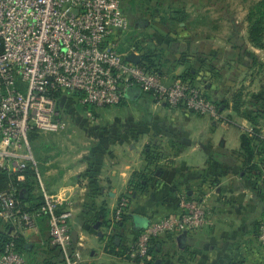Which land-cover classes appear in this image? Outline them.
Masks as SVG:
<instances>
[{
  "label": "crops",
  "instance_id": "0c3cea01",
  "mask_svg": "<svg viewBox=\"0 0 264 264\" xmlns=\"http://www.w3.org/2000/svg\"><path fill=\"white\" fill-rule=\"evenodd\" d=\"M199 3L195 13L204 14V21L193 24V29L205 35H193L186 23L180 22L179 34L166 38L162 45L169 52L163 54L159 42L164 39L157 35L144 46L161 49L167 83L190 71L201 89L222 104L226 119L218 121L183 106L171 107L136 90L118 106L95 110L98 114L103 109L114 111L113 120L104 124L98 121L96 125L102 132L85 138L78 151L59 157L60 153L45 155L38 151L35 155L32 148L35 162L29 164L38 170V179L58 197L60 210L72 212L70 228L74 245L82 253L80 264H264V250L257 236L264 213V172L262 169L258 176L248 169L242 140L254 136L251 126L264 128V118L252 122L244 115L248 113V91L253 90L254 97L264 96V46L248 40L249 23L245 24L239 56L242 73L233 79L242 87L233 88L240 103L232 101L231 96L219 99L226 95L224 90L216 92L219 84L231 87L233 80L227 82L226 76H215L218 65L214 59L218 50L236 47L230 38L219 44L213 34L209 36V31L215 30L214 5L212 0ZM232 22V30L240 31ZM133 43L128 42L131 49L127 51L142 58L145 50H134ZM69 106L66 103L65 110ZM148 146L156 151V160L151 164L145 155ZM256 161L262 167L259 158ZM21 195L25 196L26 191L22 190ZM39 195H43L42 188L36 189L33 200L26 204L37 203ZM125 196L128 207L124 220L119 222L114 213ZM182 196L204 200L213 224L195 233L162 235L144 262L127 257L131 243L143 228L179 213ZM14 230L11 222L0 216V237ZM50 237V219L45 216L26 236L28 250L24 254L28 264H42L49 258L48 251L54 244Z\"/></svg>",
  "mask_w": 264,
  "mask_h": 264
},
{
  "label": "built area",
  "instance_id": "2783aa9c",
  "mask_svg": "<svg viewBox=\"0 0 264 264\" xmlns=\"http://www.w3.org/2000/svg\"><path fill=\"white\" fill-rule=\"evenodd\" d=\"M131 23L121 0H0V171L25 179L29 162H35L30 134L59 132L68 121L64 105L70 99L93 109L118 106L131 88L151 93L171 107L223 117L196 85L159 73L127 59L120 50L131 33ZM66 97L62 105V99ZM44 203L22 210L15 188L0 193V216L12 223L11 235L27 236L44 216L50 219V235L67 264H80L82 253L73 242L72 212L60 210V200L50 194L40 178ZM126 197L114 213L121 220ZM213 224L210 210L199 198L180 199L178 214L154 220L131 243L127 257L144 262L162 235L198 232ZM258 238L264 250V220ZM22 253L9 242L0 264H24Z\"/></svg>",
  "mask_w": 264,
  "mask_h": 264
},
{
  "label": "rangeland",
  "instance_id": "374dc122",
  "mask_svg": "<svg viewBox=\"0 0 264 264\" xmlns=\"http://www.w3.org/2000/svg\"><path fill=\"white\" fill-rule=\"evenodd\" d=\"M121 1L124 8V12L128 16L131 23V30H130L131 35L128 37L129 41L128 39H126L125 42L121 44L120 50L122 51H127L131 49V46H128V42L130 45H132L131 43L136 42L137 40H139V38L140 40L145 39V41H148L153 37L156 38V35L164 39V42L163 41L159 42V46L161 47L162 45L165 46L166 38L170 39L171 35L179 34L177 24L180 22H185L186 26L189 27V30L195 36L206 34V32L197 31L193 29V24H200L201 23L200 21H204L202 19L204 18V14L195 13L196 12L195 6L200 4L199 0H121ZM212 2H213L212 5H214L213 19L215 22V30L213 32L209 31V36L213 34L214 35L213 38L215 39V41L219 44H222V41L228 38L231 39L232 43L233 42L235 43L237 40L236 38H238V35H235L234 31L232 30L233 28L231 24L232 21H230V19L234 18V21L232 23L233 25H237L240 28L239 29L240 31H238L240 34L239 38H242L241 34L244 32L243 30L244 25L249 23V16H250L249 14L252 11V8L260 5L261 2L262 3L264 2V0H212ZM225 11H227L228 14L223 15L225 14L224 13ZM162 48H163L162 50L163 54H165V51L169 52L165 47ZM218 48L221 49V47ZM133 49L136 50L138 48L133 47ZM242 51H243L242 48L240 49L235 48V50H231V51L218 50V55L214 59L216 64L218 65L215 68L217 69L215 70V76L218 75L222 79L224 78V76H226L227 82L229 80H233L236 77H238L242 73L240 68L242 63L240 62L241 59L239 57L241 56L240 52ZM237 53H240V55H238ZM228 61L231 62V68L228 67L227 65ZM234 82L235 81L233 80V84L231 87L228 86L229 84L225 86H221L219 84L216 92L218 94H220L221 90H224L226 92V95H222V97L218 96V98L220 97L219 99L226 98L225 96L227 97L231 96V98L233 99L232 101H234L236 104L240 103L237 94L233 91L234 90L233 88L236 89L238 88L239 90L240 88L242 89V87L241 86L238 87V85L237 84L235 85ZM194 83L197 86V88L200 89V92L203 94V96L214 102V104H216V106L222 112L223 117H221L220 119H215V118L213 119L218 121L226 119V113L222 109V104L219 101L215 102V99L209 97L205 93V91L201 89V86L197 84L198 81L197 83L196 81ZM251 86L247 87V91L251 89ZM252 92L253 90L252 91L250 90L246 95L248 113H251L252 117H254L255 119L257 118L259 119L260 117H258L257 113L255 112L257 108V104L255 102V97L253 96ZM67 103H69L70 106L68 108L66 107L67 109L64 110L63 112V117L66 118L67 120L69 119L66 128L60 130L59 132L37 134V138L34 140V142L32 141V148L34 149L35 155L37 151L39 153L44 152L45 155L46 153H48L49 155L50 154L56 155L60 153L59 157L68 152H76L82 148L83 146L82 142L84 141L85 138L90 137V135H98L100 131L102 132V128L97 127L96 125L98 121L103 123L106 120H110V119L113 120L114 111L111 110L105 111L103 109L99 112L100 116H98L99 115L98 112L97 113L95 112V114H93L90 117L80 103L76 102L73 99H70L69 101H67ZM161 103H165V102L162 101ZM76 105L81 109L83 108L85 111L83 109L80 111L78 109L76 110V108H78ZM250 129L252 130V133L255 134L256 127L251 126ZM263 129L264 128L259 129L260 132L258 133V135L264 141ZM68 137L70 139H68ZM251 137H252L251 146L256 151L259 149L260 145H264V142H262L261 139H256L253 135ZM66 140L67 142L65 143L64 141ZM262 169L264 172V166ZM253 171L255 172L256 170ZM263 202H264V198H263ZM262 215H263L262 220L259 222V224H261V222L264 220V213ZM258 227H259L258 228V233H259L260 225H258Z\"/></svg>",
  "mask_w": 264,
  "mask_h": 264
},
{
  "label": "trees",
  "instance_id": "16d2710c",
  "mask_svg": "<svg viewBox=\"0 0 264 264\" xmlns=\"http://www.w3.org/2000/svg\"><path fill=\"white\" fill-rule=\"evenodd\" d=\"M249 29H248V40L253 43L254 45H258V46H264V2L258 6H255L252 8V11L249 14ZM235 35H238V38H236V42L234 44V46L236 48H242L243 49V38H239L240 34L237 30H234ZM131 35V33H130ZM129 35V36H130ZM128 36V37H129ZM128 39V38H127ZM145 39H141L139 38V40H137L136 42L133 43V45L135 47H137L138 49H142L145 50L142 60L140 62V65L143 66L144 68H146L149 71L155 72V73H159L161 75H164L165 70L163 69L164 66V62L162 61L161 57H162V52L161 49H158V47H153L154 49H149V47L144 46L145 43ZM161 52V53H160ZM252 60L254 59V56L251 54ZM182 80H187L189 82H191L192 84L195 85L194 83V79H193V74L190 73V71H187L185 74H183L182 76H180ZM136 90H142L139 87L136 88H131L129 91V94H132L133 92H135ZM152 96L151 93H148ZM216 102V101H215ZM255 102L257 104V108L255 110V112L257 113L258 117L264 118V96H255ZM218 103V102H217ZM259 105V106H258ZM83 108L85 110L89 109V106H83ZM96 109H93V113L95 114ZM253 112V113H255ZM248 119H250L252 122H257L259 119H255L254 117H252L251 113H245L244 114ZM259 122V121H258ZM40 132L37 131H33L30 134V139L31 141L34 142V140L37 138V134H39ZM259 130H256L254 137L256 139H261L258 135ZM243 150H244V155L246 157V161H247V165H248V169L252 170V172H254L253 170H256V173L258 176H260L262 168H263V164H264V145H260L259 149L256 151L254 148H252L251 144H252V139H250L247 136L243 137ZM262 142L263 139H261ZM155 147H151L148 146L145 152L146 155V160L148 162V164L154 163L156 158L153 156L154 153H156ZM256 158H259V161L262 163V167L259 165V163L256 161ZM25 179L24 180H18L16 175L14 173H8L7 171H0V193L3 191H6L10 185H12L15 188V194L17 199L20 201V207L22 208V210H26V211H32L34 209H37L38 207H40L43 203H44V197L43 195H39V197H37L38 200L37 203H35L32 206H29L26 204L27 200H33V192L39 188H40V179H38V170H36L35 166L30 163L28 165V167L25 170ZM137 174V173H136ZM135 176V175H134ZM25 190L26 191V195L22 196L21 195V191ZM127 199L128 197L125 196ZM128 207V206H127ZM127 210V209H126ZM125 210V212H126ZM125 212L122 215L121 220H119V222H122L125 218ZM46 215H44L43 217H45ZM12 225V223H11ZM260 225V224H258ZM258 228L257 227V235H258ZM51 239V237H50ZM13 241L15 244V248L17 251H19L20 253H22L25 257L26 262L24 264H28V260L24 254L25 250H28L26 247V237L23 235H18L16 237H13L11 234L6 233V235H2L0 237V246H1V255L4 253L5 247L6 245ZM50 246L48 245L47 248H49ZM51 250L48 251V253L50 254L49 258H46V260L42 263V264H65V257H64V253L62 251V249L56 245L53 244V247L51 246L50 248ZM151 251L153 252V248L151 249ZM126 253V252H124ZM128 254V253H127ZM136 260H139V258H137Z\"/></svg>",
  "mask_w": 264,
  "mask_h": 264
},
{
  "label": "water",
  "instance_id": "95a60500",
  "mask_svg": "<svg viewBox=\"0 0 264 264\" xmlns=\"http://www.w3.org/2000/svg\"><path fill=\"white\" fill-rule=\"evenodd\" d=\"M127 59H128L129 61H131V62H134V63H140L141 60H142L141 55L138 54V53H136V52H130V53L128 54V56H127ZM65 99H66V97H64V98L62 99V105L64 104Z\"/></svg>",
  "mask_w": 264,
  "mask_h": 264
}]
</instances>
